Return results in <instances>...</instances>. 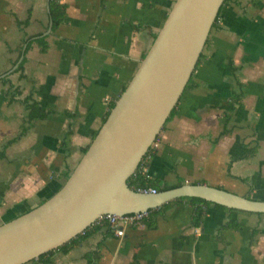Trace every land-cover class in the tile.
<instances>
[{"label":"crops","instance_id":"crops-1","mask_svg":"<svg viewBox=\"0 0 264 264\" xmlns=\"http://www.w3.org/2000/svg\"><path fill=\"white\" fill-rule=\"evenodd\" d=\"M61 1L67 16L53 28L49 0H0V149L20 131L24 96L54 110L0 158V224L64 185L175 2ZM20 89L11 99L10 91ZM236 94L241 101L228 122L232 130L220 136L223 102ZM147 158L160 185L205 182L264 199V0L224 2L160 146ZM192 211L179 201L153 213L150 225L128 226L123 236L99 223L68 252L22 264H87L85 253L94 248L101 253L97 264H264V212L210 205L197 227ZM231 215L238 227L226 226Z\"/></svg>","mask_w":264,"mask_h":264},{"label":"water","instance_id":"water-1","mask_svg":"<svg viewBox=\"0 0 264 264\" xmlns=\"http://www.w3.org/2000/svg\"><path fill=\"white\" fill-rule=\"evenodd\" d=\"M224 1L175 0L135 74L64 185L41 204L0 224V264H22L57 248L102 214L149 209L179 197L197 196L264 212V199L205 182H187L157 193L128 183L196 69Z\"/></svg>","mask_w":264,"mask_h":264},{"label":"trees","instance_id":"trees-1","mask_svg":"<svg viewBox=\"0 0 264 264\" xmlns=\"http://www.w3.org/2000/svg\"><path fill=\"white\" fill-rule=\"evenodd\" d=\"M49 7H50L51 19H52V22H53V28H56L59 24H61L65 20V18L67 16V11H66L67 4L65 2H62L61 0H49ZM221 8H220V11H221ZM220 11H219L214 23H213V26L217 25V22L219 20ZM156 36H157V34L154 35V38ZM207 40H208V38H207ZM26 41H28V47L27 48H29V46L34 42V40L32 39V36H28ZM36 41H38V43L40 45V49L42 51H46L48 49V42L46 40V36H40V37H38L36 39ZM206 43H207V41H206ZM146 53L147 52L144 53V56H145ZM201 56H202V52H201L200 57ZM199 60H200V58H199ZM199 60H198V62H199ZM24 63H25V57L20 62L17 70H19V69H20V71L23 70L24 69ZM18 94H21V89H20V91H17V90L10 91L11 99L13 97H15L16 95H18ZM240 101H241V95L240 94H236L233 97H231L230 99H227V100H225L223 102L224 109H225V119L226 120H225L224 128H223V130L220 133V136L231 132L232 129L228 127V122H229V120L231 118V113L233 112V110L235 109L236 105ZM22 104H23V106H24V108H25V110L27 112L26 117H25V119H24V121H23V123L21 125L19 133L16 136L8 139V141L0 149V158L6 156V149H7V147L10 144H12L13 142L19 140L24 134L27 133V131L38 120L47 118L54 111L52 108H48V109L44 108L42 106V104L39 102V100L37 98H35L34 95H32V94L24 96L22 98ZM114 104H115V101L110 103L109 109H108V112H107V114H106V116L104 118V121L106 120L107 116L109 115V113L111 111V108L114 106ZM177 106H178V102L174 106V108L172 109L167 121L176 113ZM98 131H99V129L94 132L93 137H95V135L98 133ZM158 137H159V134L157 135V138ZM157 138L155 140H157ZM89 145L90 144H88L87 146H85L83 148V153L88 149ZM255 149H256V146H254L253 148H250V150H249V152L247 154L251 155V154L255 153ZM155 151H156V149H154L153 146L151 145L149 147V149L146 151V153L144 154L143 158L141 159V161H140L138 167L136 168V170L134 171V173L129 176V178H128L129 185L132 186V187H135V188H145V187H149V186H154V187H156L158 189V191H161V190H164V189H167V188H171V187L183 184L184 181H179V182H177L174 185H168V184L160 185L156 180L152 179L151 176H149V175H147L145 173H141V171H140L141 163L149 155L155 153ZM70 174H71L70 171H68L65 174L66 175L65 176L66 179L69 177ZM248 196L252 197L250 195H248ZM182 200H186L190 205L193 206L192 222H193L194 226H197V227L201 226L203 224L205 216H206V213H207V210H208L210 205H214V206L220 207L222 209H227L231 213L237 212V211H248V210L238 209V208H234V207H229V206L217 203V202H213V201L207 200V199L202 198V197L185 196V197H179V198H176V199H172V200H170V201H168V202H166V203H164V204H162V205H160L158 207L149 208L150 216L145 220V223L150 225L153 222L152 221L153 213H155L157 211L164 210V209L168 208L169 206H171V205H173V204H175V203H177L179 201H182ZM99 223L100 224L102 223L100 225V227L101 226H107L109 231L114 232V230L110 226L108 220H105L103 222L94 221L91 225L86 227L82 232L78 233L76 236L72 237L69 241L63 243L62 245L58 246L57 248L51 249V250H49L47 252H44V253L40 254L36 258L37 259H41V258H43L46 255H50L51 253H53L56 250H60V251L65 252V253L68 252L75 245L79 244L83 239L87 238L90 234H92L93 230H95L97 227H99V225H97ZM239 224L240 223H239L238 219L234 215H231L230 220L228 221V224L226 226L235 228V227H238ZM100 255H101V253H100L98 248H94V249H91V250L87 251L85 253V257L87 259V264H97ZM36 258H33V259H36ZM51 260L52 259H49V261H51Z\"/></svg>","mask_w":264,"mask_h":264},{"label":"built area","instance_id":"built-area-1","mask_svg":"<svg viewBox=\"0 0 264 264\" xmlns=\"http://www.w3.org/2000/svg\"><path fill=\"white\" fill-rule=\"evenodd\" d=\"M154 144V145H153ZM152 146L154 149L158 146V143L156 140L153 142ZM149 164H148V158L143 160V162L140 165V171L141 173H145L150 176L149 173ZM143 191H150L152 193H157L158 189L154 186H149L145 188H137ZM150 216V210L149 209H143L139 211H133V212H127L123 214H117V213H105L100 215L96 221L97 222H103L105 220H108L110 226L114 230V233L117 236H123L125 234V230L128 226H134L139 223V225L146 224L145 220Z\"/></svg>","mask_w":264,"mask_h":264},{"label":"rangeland","instance_id":"rangeland-1","mask_svg":"<svg viewBox=\"0 0 264 264\" xmlns=\"http://www.w3.org/2000/svg\"><path fill=\"white\" fill-rule=\"evenodd\" d=\"M164 127L161 129V131L158 133L159 134V137L157 138L156 142L158 143V146L156 148H158L160 146V136H161V133L163 131ZM153 144V143H152ZM151 144V145H152ZM154 145V144H153ZM1 169L3 170V168L1 167ZM2 203H0L1 205ZM134 226H140L139 223L137 225H134Z\"/></svg>","mask_w":264,"mask_h":264}]
</instances>
